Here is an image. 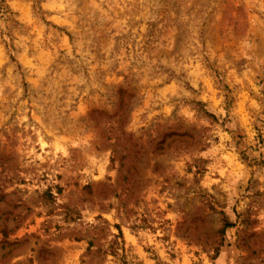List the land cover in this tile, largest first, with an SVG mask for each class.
<instances>
[{"label":"rangeland","instance_id":"rangeland-1","mask_svg":"<svg viewBox=\"0 0 264 264\" xmlns=\"http://www.w3.org/2000/svg\"><path fill=\"white\" fill-rule=\"evenodd\" d=\"M0 264H264V0H0Z\"/></svg>","mask_w":264,"mask_h":264}]
</instances>
